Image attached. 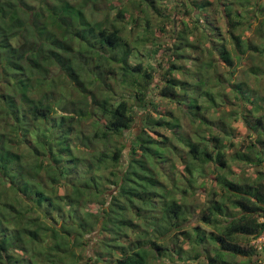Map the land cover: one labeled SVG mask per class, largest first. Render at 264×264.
Listing matches in <instances>:
<instances>
[{
	"label": "trees",
	"instance_id": "obj_1",
	"mask_svg": "<svg viewBox=\"0 0 264 264\" xmlns=\"http://www.w3.org/2000/svg\"><path fill=\"white\" fill-rule=\"evenodd\" d=\"M155 1L160 0H143L139 6L158 12ZM252 2L260 5L258 0H190L200 21L201 41L207 46L190 40L184 32L177 49H200V65L193 69L198 77L189 80L193 83L168 78L162 89V97L186 105L198 126L205 125L211 133L217 131L211 135L215 145L207 142L203 131L198 140L178 138L190 148L186 157L177 144L168 143L172 137L165 135L167 141L159 143L151 135H140L131 144L126 168L107 174L109 160L122 163L120 143L123 150L127 148L125 142L113 141L111 135L124 138L135 121L127 85L131 81L143 84L136 73L147 78L145 82L151 81L153 74L141 62L131 66L128 59L132 52L123 50L122 77L116 83L121 92L100 89L101 100L92 94L88 78L104 83L100 80L105 67L101 48L114 52L121 49L120 28L95 27L87 20L81 2L0 0V264H93L95 260L103 264H150L149 258L163 261L172 256L185 262V243L198 247L191 259H199L205 251L207 264H238L225 256H252L257 251L253 245H243L241 237L256 240L264 233L263 174L244 182L229 179L227 174L233 178L237 175L229 169L228 157L234 163L264 167L263 151L258 152L257 160L249 152L229 156L224 140L237 135L236 128L223 118L207 114L233 98L231 105L236 106L246 126L264 134V91L232 68L248 50L253 57L264 54V30L256 33L261 39L258 44L241 34L245 20L253 17L246 15ZM259 11L264 15V5ZM220 18H225L226 30L218 25ZM205 65L215 71L222 68L210 74L212 89L202 85ZM172 67L180 68L175 63ZM109 69L114 71L112 65ZM248 69L255 80L264 76V67L253 64ZM59 82L62 84L58 88ZM224 84L226 92L213 90ZM196 86L204 88L198 95L205 101L193 95ZM74 92L87 103L79 98L68 101ZM118 94L121 99L117 100ZM137 95L139 100L145 97L142 91ZM57 102L68 105L74 114L57 117ZM172 112L164 111L165 115L153 119L152 124L167 130L181 127ZM167 114L175 121L168 120ZM97 115L108 119L109 127L103 133L96 128L86 134L83 126ZM227 116L228 120L238 118L233 113ZM100 123L97 118L94 126ZM99 141L116 144L110 153L99 152L92 145ZM207 165L214 167L206 169ZM210 173L217 175L223 193L215 188L198 193ZM197 180L203 181L199 188ZM133 181L142 183V189ZM107 184L115 185L118 193H108ZM136 188L141 192L136 193ZM198 195L201 201L192 203ZM94 202L102 204L99 231H106L104 234L95 233L94 213L87 210ZM200 222L214 230L207 231L197 224ZM88 236L99 241V248L92 254H84L83 243L74 244Z\"/></svg>",
	"mask_w": 264,
	"mask_h": 264
},
{
	"label": "rangeland",
	"instance_id": "obj_2",
	"mask_svg": "<svg viewBox=\"0 0 264 264\" xmlns=\"http://www.w3.org/2000/svg\"><path fill=\"white\" fill-rule=\"evenodd\" d=\"M71 2L79 3L81 2L83 4V10L85 12L86 18L89 21V23H93L95 27H108V28H120L122 33V42H121V49L119 51H112L108 49L106 51L104 48H101L102 52V62L104 64V68L102 69L100 73V80L104 81L103 84L100 83L99 80H96V78L89 79V88L92 90V94L99 95L100 99L103 100L104 97L99 94V90H114V94L116 92H121L120 85L116 84L118 80L122 77V64L121 60L124 59L123 50H131L132 55L128 59V63L131 66H134L136 64H139L140 62L143 64V66L153 74V79L149 82H145L144 76H140L138 73H136V78L140 81V83H143L142 85H139V83L135 82L133 84L132 81L128 83L126 93H127V99H129L130 103H132L133 107V114L135 116V121L132 123V127L129 130L125 131L124 138H120L112 134L113 141L118 140L119 142L123 141L127 144V148L123 150L122 148V142L120 143V150L121 153L124 155L122 156V163L120 162V165L115 164L112 160H109L110 162L106 167V173L109 174L111 170L114 171H120L126 168L127 162L129 160V157L132 155L130 152L131 144L134 140H136L138 137L143 136L147 137V135H151L152 138L156 142H163L167 141L165 139V135L170 138V141L168 143L172 142V144H177L179 147L178 149L181 150V153L186 155V157H189L190 148L186 146L183 142L179 141L178 138L185 137V140L188 138L190 139H196L198 140L201 137V132L203 131L207 142L210 140V143L212 145H215V142L211 139L212 133H216V130H213L211 133V130L204 129L205 125L201 124L198 126V122L195 121L191 115V113L186 109V105L179 106L177 102H172L171 100H168L164 97H162V89L167 83L168 78H176L183 81H189L192 79H197L198 72L194 71L193 69L198 67L200 65L199 60L197 59L198 55L200 54V49L197 47H187L185 49H177V44H179L180 41V34L186 33L188 34V37L190 40L196 39V43H199L200 45L207 46L206 41H201L200 33H199V27L200 21L197 19V13L194 11L190 4V0H160L155 1L154 4H156L159 8L158 12L153 11L152 9H144L146 8L145 5H140L139 3L143 0H99V1H93V0H70ZM260 2V5L255 4L252 2L247 7L248 13L246 15H253L251 19L245 20V26L242 28V37L244 39L252 41L253 44L260 43L261 39L256 35L259 29L264 30V15L259 11L261 9V6L264 5V0H258ZM255 7V9H254ZM254 9V10H253ZM213 16L218 18L219 15L216 13H213ZM221 19V20H220ZM218 25L226 30L227 25L225 24V18H220ZM225 20V21H224ZM3 23V22H2ZM228 37V36H227ZM93 41L97 42L95 37L92 38ZM229 46L233 47V42L229 40ZM123 48V49H122ZM180 53H183L184 55L181 56ZM206 53V52H205ZM236 64L233 69L236 70L235 73L243 74V77L245 80H248L251 82V84L256 85V87H259L264 91V76H258L257 80L253 77V75L250 74L249 69L253 64L259 65L261 67H264V54H258L257 57H253L250 54V51H246L245 53H242L240 55V59L235 60ZM177 64L180 66L179 69H171L172 64ZM187 64V65H185ZM196 64V65H195ZM198 64V65H197ZM239 64V65H238ZM110 65L114 67V71H110ZM206 68V69H205ZM219 70H222V68H217V70L210 69L207 65L203 66V70L201 71V80L203 81V86L210 87L212 89L211 85L212 80L210 79V74L213 72L218 73ZM200 71V69H199ZM57 71L54 70L53 73H56ZM167 74L165 75V73ZM169 72V73H168ZM197 72V74H196ZM116 78L113 77V74ZM172 76V77H171ZM232 76V75H230ZM60 78V77H59ZM192 82V81H189ZM193 83V82H192ZM62 83L59 82L58 88ZM218 86L219 89H216L213 87L214 91L221 90L223 93L226 92L225 86ZM143 86L141 89L140 87ZM99 87V88H98ZM191 89V87H189ZM194 88H197L196 90L192 91L193 95H197L200 102H203L206 100V98L203 95H198V92L200 90L202 91V87L196 86ZM144 92L145 97L142 100L138 99V92ZM180 95H183V91H180ZM120 94L116 95L117 100L121 99ZM83 99L85 103H87V100L85 98H82L81 95H78L77 92H74L73 96L68 97V101H73L79 99ZM89 100H91L90 96H87ZM184 99H186L184 97ZM234 99H228L227 104H223L222 107H219V110L215 107L210 109V111L207 113L212 118L218 119L223 118L227 123V125H233L236 128V134L235 136H230V139H225L224 141V148L226 150V154L234 155L237 152H243L247 153L249 152L255 160L258 159L259 151H263L262 155H264V134L260 135L258 131H253L250 129L242 118L237 114V110L235 109V105H231V102ZM70 104V102H69ZM57 102L56 103V113H58L59 116L62 114L69 116V114H74L75 111H73L68 105H60ZM64 106V107H63ZM158 106V110L155 108ZM68 108V109H67ZM71 109V111H69ZM98 109V108H94ZM160 110V111H159ZM163 110V112L161 111ZM166 110H172L176 116H178L181 127H175L172 130H167L162 127H157L156 125L152 124L153 119H158L161 114L165 115L164 111ZM232 114L234 116H237L238 118H230L228 120V114ZM261 114L264 118V112H261ZM152 114V115H151ZM168 115V120L175 121V117L171 114ZM152 117V118H150ZM94 118V117H93ZM91 118L87 120V123L83 126V130L86 134H92L94 133L95 129L97 128L101 133L104 132L105 129L109 127L110 124H107L108 119L106 120L101 115H97L96 118ZM99 118L102 124L100 123L99 126H94L95 120ZM264 122V119H263ZM176 130L180 131V133H176ZM177 131V132H178ZM113 133V131H111ZM147 133V134H146ZM218 134V133H217ZM124 135V131H123ZM80 141L78 140V143ZM140 142V140H139ZM232 142V144H231ZM116 144L115 142H106V141H99L97 143H92L93 148L97 149L99 152H105L108 151L109 153L112 150V145ZM163 144V143H161ZM162 148H158L159 151H161ZM130 155V156H129ZM230 160L229 169H233L235 172L236 178H233L232 176H228L229 179L232 180H240L249 181L248 178L254 179L256 178L260 172L263 174L264 178V167L261 165L256 164H248V163H234L231 157H228ZM150 164V163H149ZM184 166V165H182ZM181 166V167H182ZM213 165H210V168H213ZM209 165H207L206 169H210ZM221 173V170L219 171ZM216 173V172H215ZM217 175H209L206 176V179L204 182L202 180H197L199 183H197V188L200 187L201 183L203 182L202 188L198 189V193L206 194L205 192H210L212 188H215V191L219 194L223 193L224 190L218 185L217 183ZM161 175L159 176V178ZM214 179L215 183H213L211 180ZM134 185L138 183L139 181H133ZM139 185V189H142V183ZM107 192L108 193H114L117 190V187L114 185H109ZM135 189V188H134ZM139 189L136 188V193L141 192ZM128 190L130 191L131 188L128 187ZM205 190V191H204ZM64 191V189H61V193ZM118 193V190H117ZM201 201L200 195L195 196V198L192 200V203H197ZM87 210L94 213L93 222L95 225L94 230L95 233L98 235L99 232L106 231H99L102 227V214L103 211L101 210L102 204L101 203H92L87 206ZM36 212V211H35ZM41 214V212H39ZM202 226V228L206 229L207 231L214 230L213 227L207 226L204 223H197ZM98 228V229H97ZM134 236V234H132ZM242 244L247 246L253 245L257 248V251L255 250L254 253L251 255H237V256H225L226 259L229 261L237 262L238 264H264V233L261 237H259L256 240H253L252 237H241ZM173 241V238H169L170 241ZM125 241V240H124ZM77 243H83L84 244V254L88 252V254H92L96 252L94 250L95 248H99L97 245L99 241L93 239V237H86L85 240H76L74 244ZM75 248V251L77 252V248ZM184 248L187 251V254L185 256V262L175 258V257H169L163 261H158L156 258H149L148 262L150 264H207L208 261H206L207 253L205 251H202V254H200L199 259H191L194 255H196V252L198 251L197 246L190 245L188 243L184 244ZM194 248V249H193ZM88 249V250H87ZM101 250V247H100ZM214 254V251L211 252ZM195 257V256H194ZM103 264V262L95 260L93 264Z\"/></svg>",
	"mask_w": 264,
	"mask_h": 264
}]
</instances>
